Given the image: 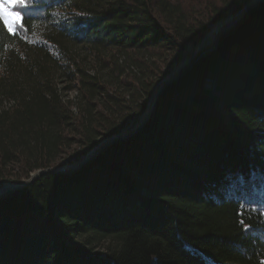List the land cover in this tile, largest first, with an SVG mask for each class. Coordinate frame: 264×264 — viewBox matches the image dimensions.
<instances>
[{"label":"trees","instance_id":"16d2710c","mask_svg":"<svg viewBox=\"0 0 264 264\" xmlns=\"http://www.w3.org/2000/svg\"><path fill=\"white\" fill-rule=\"evenodd\" d=\"M253 1L29 0L0 26V190L132 134L187 68L133 136L0 198V264L264 261V3L201 55Z\"/></svg>","mask_w":264,"mask_h":264},{"label":"water","instance_id":"95a60500","mask_svg":"<svg viewBox=\"0 0 264 264\" xmlns=\"http://www.w3.org/2000/svg\"><path fill=\"white\" fill-rule=\"evenodd\" d=\"M260 3H264V0H256L254 1L253 3H251L249 6H247L243 13H241V15L232 23L230 24H224L221 28V30L219 31V33L217 34V37L215 39V42H214V45L213 46H210L208 47L207 49H205L201 55H204V54H207V53H210V52H213L215 51L219 44H220V39L222 37V35L229 29H231L232 27H234L244 16V14L246 13V11H248L249 9L255 7L256 5L260 4ZM187 70V68H185L183 71H180L177 75L167 79L165 81V83H163L159 90L157 91L156 93V97L152 103V106H151V109H150V112L148 114V116L146 117V120L142 123L141 127L138 129L140 130L144 124L146 123V121L150 118L151 114L153 113L154 109H155V106H156V102H157V96L159 95L160 91L169 83L175 81L177 78H179L183 72H185ZM138 130L134 131L132 134L130 135H125V136H118V137H113V138H110V139H107L105 141H103L97 148L98 151H96L95 153H93V155L91 154L88 158H86L85 160H83L81 163L78 164V166L72 168L71 171L67 172V171H64L63 169H58V168H52V169H48V170H39V171H36L38 174H34L32 176H34L33 178H31L30 180H38L40 177L44 176V175H48V174H54V173H75L77 171H79L85 163L91 161L92 159L96 158L100 153L101 151L108 147L109 145H111L113 142L117 141V140H121V139H127L131 136H133ZM97 148L95 150H97ZM35 173V172H34ZM29 180V182H30ZM29 182H25V183H21L20 185H18L17 187H14V188H3L1 191H0V198L5 196L7 193L11 192V191H15V190H19V189H22L24 188L25 186H28Z\"/></svg>","mask_w":264,"mask_h":264},{"label":"rangeland","instance_id":"374dc122","mask_svg":"<svg viewBox=\"0 0 264 264\" xmlns=\"http://www.w3.org/2000/svg\"><path fill=\"white\" fill-rule=\"evenodd\" d=\"M256 1V0H254ZM253 1V2H254ZM252 2V3H253ZM222 27H216V29L209 35L208 37V41L206 43V46L207 47H210L214 44L215 42V39L217 37V34L219 33V31L221 30ZM74 52L75 54L77 55V57H79L80 59L84 60L85 64H86V69L91 73V74H99L101 77L105 78V79H111V80H115L113 78V76L110 75L109 71L104 68L103 66H101L95 59V57L91 54V52L89 51L88 48H86V46H78L74 49ZM178 70V69H177ZM173 77V76H172ZM171 78V77H170ZM167 79V78H166ZM169 79V78H168ZM166 81V80H164ZM164 81L160 82V85H162L163 83H165ZM58 85H59V88L61 89V93L64 97H79V93L77 91L76 88H71L72 87V83L69 82L67 80V77L65 75H62L60 74L58 76ZM70 87V88H69ZM105 141V140H104ZM96 150H93L91 151L89 154H87L86 156H84V159L88 158L91 154L93 155V153H95ZM79 164V163H78ZM76 164V165H78ZM76 165H72L70 166V169L71 168H74L76 167ZM59 169V168H58ZM60 169H64V167H61ZM34 174H38L37 172L35 173H32L31 174V178H33ZM30 178V179H31ZM35 178V177H34ZM30 179H25L23 180L21 183H25V182H29ZM20 183V184H21ZM20 184H10V183H5L3 188H14V187H17L18 185ZM2 188V189H3ZM1 189V190H2ZM0 190V191H1ZM101 250L100 248H96L95 251H99Z\"/></svg>","mask_w":264,"mask_h":264},{"label":"snow or ice","instance_id":"6c2138e0","mask_svg":"<svg viewBox=\"0 0 264 264\" xmlns=\"http://www.w3.org/2000/svg\"><path fill=\"white\" fill-rule=\"evenodd\" d=\"M29 0H0V26L8 34L17 35V30L23 28L22 15L17 9L27 8ZM243 224V220L240 221ZM247 230V226H245ZM264 264V261H261Z\"/></svg>","mask_w":264,"mask_h":264}]
</instances>
